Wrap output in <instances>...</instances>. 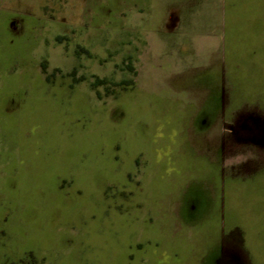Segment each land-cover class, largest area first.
<instances>
[{
  "label": "rangeland",
  "instance_id": "rangeland-1",
  "mask_svg": "<svg viewBox=\"0 0 264 264\" xmlns=\"http://www.w3.org/2000/svg\"><path fill=\"white\" fill-rule=\"evenodd\" d=\"M254 1L0 0V264H167L160 210L254 205Z\"/></svg>",
  "mask_w": 264,
  "mask_h": 264
},
{
  "label": "crops",
  "instance_id": "crops-1",
  "mask_svg": "<svg viewBox=\"0 0 264 264\" xmlns=\"http://www.w3.org/2000/svg\"><path fill=\"white\" fill-rule=\"evenodd\" d=\"M262 3L264 2L255 0L253 6L258 10L259 5L263 6ZM173 9L167 12L163 21L166 28L163 32L170 34L174 31L173 27L183 21V8L178 9L176 6ZM250 31L253 59L249 70L253 72L251 74L253 78L261 80L263 75L260 72L264 71V13H255L251 18ZM178 65L177 68L180 70H193V66L189 68L186 66L187 63ZM255 181L257 197L252 199L254 205L251 207L238 205L230 208L232 213L230 218L227 215V208L220 205L205 207L186 205L160 210L161 214L173 215L163 219L161 235L163 236V230L169 226L172 228L168 221L177 228L169 231L168 236L171 239L169 247L179 251L173 254L167 264H264V165L257 167ZM244 201L243 206H245ZM246 201L250 200L246 199ZM148 221L150 225L159 224L153 217H149ZM183 229L186 232H177ZM202 242L205 247L207 246V250L203 253L199 249ZM130 257L127 263L135 264L133 257ZM137 264L163 263L160 254L150 252L145 256L142 255Z\"/></svg>",
  "mask_w": 264,
  "mask_h": 264
},
{
  "label": "flooded vegetation",
  "instance_id": "flooded-vegetation-1",
  "mask_svg": "<svg viewBox=\"0 0 264 264\" xmlns=\"http://www.w3.org/2000/svg\"><path fill=\"white\" fill-rule=\"evenodd\" d=\"M230 128L232 129V137L235 141H246V142H254L257 146L260 147H264V139H263V134H264V126L261 125V123L258 121L257 118H253V117H244L242 118V120L239 122V124L234 127V126H230ZM240 133H244L247 134L248 137H242L240 135ZM222 135H224V133H221ZM222 142H221V146L224 147L225 143V137L222 136ZM224 160H222L223 162ZM232 179V178H231ZM230 179V180H231ZM240 185L242 182H240L239 180L236 181V178H233L231 180V182L229 184H231V187L235 189V187L237 188V185L235 183H237Z\"/></svg>",
  "mask_w": 264,
  "mask_h": 264
}]
</instances>
